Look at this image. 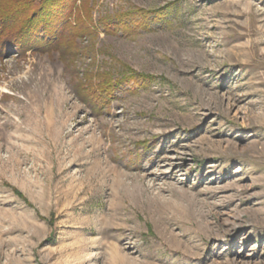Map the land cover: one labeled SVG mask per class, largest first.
<instances>
[{"label":"rangeland","instance_id":"374dc122","mask_svg":"<svg viewBox=\"0 0 264 264\" xmlns=\"http://www.w3.org/2000/svg\"><path fill=\"white\" fill-rule=\"evenodd\" d=\"M131 12L130 34L99 25ZM77 13L95 32L73 63L0 53V264H264V0ZM124 67L151 78L92 116L74 83Z\"/></svg>","mask_w":264,"mask_h":264},{"label":"trees","instance_id":"16d2710c","mask_svg":"<svg viewBox=\"0 0 264 264\" xmlns=\"http://www.w3.org/2000/svg\"><path fill=\"white\" fill-rule=\"evenodd\" d=\"M75 1L0 0L2 13L6 11V15H10L15 9L13 12L17 15L18 22L14 34L21 36V39L12 38V35L4 37V40L0 41V53L11 48H17L20 53L34 49L58 53L63 61L73 63L81 53L76 39L92 36L95 32L79 13L75 17V23L69 20L73 16ZM131 14L132 12L103 18L99 21V25L108 35L118 32L130 34L140 26ZM4 24L5 19L2 17L0 32L4 29ZM50 36H54L55 39L48 41L46 38ZM150 78L148 75L138 74L124 67L116 73L109 71L97 73L95 80L92 73H87V80L83 82L80 78L73 87L78 99L85 104L91 115L96 117L108 111L111 101L123 84L136 79L146 82ZM17 194L21 196V193L17 192Z\"/></svg>","mask_w":264,"mask_h":264}]
</instances>
